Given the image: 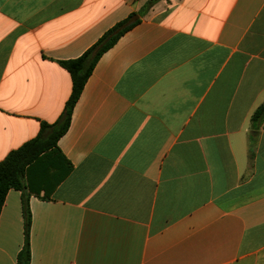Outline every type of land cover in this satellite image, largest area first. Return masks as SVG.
<instances>
[{
	"label": "crops",
	"instance_id": "0c3cea01",
	"mask_svg": "<svg viewBox=\"0 0 264 264\" xmlns=\"http://www.w3.org/2000/svg\"><path fill=\"white\" fill-rule=\"evenodd\" d=\"M149 2L0 0V161L61 115L59 61L133 23L86 80L55 173L31 172L28 264H264V0ZM23 244L11 188L0 264Z\"/></svg>",
	"mask_w": 264,
	"mask_h": 264
},
{
	"label": "trees",
	"instance_id": "16d2710c",
	"mask_svg": "<svg viewBox=\"0 0 264 264\" xmlns=\"http://www.w3.org/2000/svg\"><path fill=\"white\" fill-rule=\"evenodd\" d=\"M152 1L150 0L149 4ZM125 22L126 20L120 21L109 28L92 46L78 57L59 61V64L68 71L71 78V92L65 102L61 115L51 124L41 122L39 133L34 138L26 141L17 149L10 151L0 161V210L9 189L13 188L22 191L24 244L17 255V264H28L30 259L29 232L31 214L28 208L27 197L29 194L38 193L31 185V172L36 167L39 170L38 174L44 173L46 176L49 171L55 173L60 164L59 160L64 159L57 147V140L69 127L72 108L96 61L133 24L122 26ZM263 119L264 100L251 115L252 128L257 127ZM69 169L70 167L66 169L64 175L68 173Z\"/></svg>",
	"mask_w": 264,
	"mask_h": 264
},
{
	"label": "water",
	"instance_id": "95a60500",
	"mask_svg": "<svg viewBox=\"0 0 264 264\" xmlns=\"http://www.w3.org/2000/svg\"><path fill=\"white\" fill-rule=\"evenodd\" d=\"M131 20H129L128 22H130Z\"/></svg>",
	"mask_w": 264,
	"mask_h": 264
}]
</instances>
